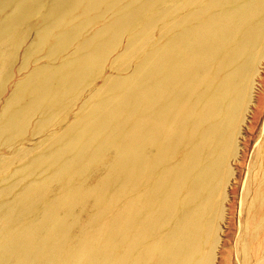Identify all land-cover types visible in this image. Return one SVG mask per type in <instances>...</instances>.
<instances>
[{"label":"bare ground","instance_id":"obj_1","mask_svg":"<svg viewBox=\"0 0 264 264\" xmlns=\"http://www.w3.org/2000/svg\"><path fill=\"white\" fill-rule=\"evenodd\" d=\"M263 65L264 0H0V264H264Z\"/></svg>","mask_w":264,"mask_h":264},{"label":"rangeland","instance_id":"obj_2","mask_svg":"<svg viewBox=\"0 0 264 264\" xmlns=\"http://www.w3.org/2000/svg\"><path fill=\"white\" fill-rule=\"evenodd\" d=\"M17 33H18V31L12 32V35L9 37V39L13 40L15 37H17ZM42 57H43L42 55H39V56L36 57V59H41V63H43V62L46 61V59H43ZM263 81H264V65L261 66L258 69V75L255 78V85L253 87L254 96H255L256 93L258 95L260 93V91H261L259 89L262 88L258 84V82L262 83ZM6 84L9 86V88L12 87L11 83L7 82ZM255 109H256L255 102L252 101V103L250 104V106L248 108L247 113L245 114L244 121H243V123H242V125L240 127L239 136H238V142H237V147H238V151L237 152L239 154V158L237 160V163L232 164L234 170L237 169V172H236V175H235V180H233L231 182V184H230V186H229V188L227 190V192H229V194H231V192L234 193V189L237 187L236 186V182H235L236 181V177H238V181L241 183L242 182V178H239V177H243V175H245V172L243 171L240 163H242V161H244V156H246L248 151H249V149H248L246 144L251 142L252 139H253V135H252L253 133L250 132L251 129L249 127H253V129H254L257 126L256 119L254 117ZM73 116L70 115L71 118L69 117L68 120H71ZM53 130H55V129H53ZM248 157H249V155H248ZM8 184L11 185V183L9 181H8ZM231 196H234V194H231ZM231 196H230V198H232ZM230 209H231V205H230V203H228L226 213L229 214L228 210H230ZM228 214H227V217H226L228 220L223 222L221 224V226H220L221 227V231H222L221 237H224L226 232L229 231V223H230L229 221H230V219H232V216H230V215L228 216ZM222 242H223V246H224L226 244V240H223ZM220 249L222 250L221 246H219V248L217 250V258H218V260L221 257Z\"/></svg>","mask_w":264,"mask_h":264}]
</instances>
